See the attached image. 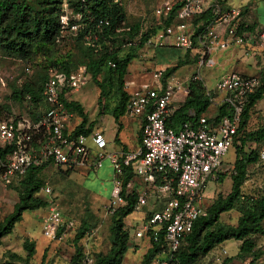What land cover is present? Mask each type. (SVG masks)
<instances>
[{"label": "built area", "instance_id": "built-area-1", "mask_svg": "<svg viewBox=\"0 0 264 264\" xmlns=\"http://www.w3.org/2000/svg\"><path fill=\"white\" fill-rule=\"evenodd\" d=\"M157 1L153 8L157 24L168 19L170 22L150 36L145 44L158 46L169 41L177 48H190L194 29L192 19L207 10L213 17L198 36L204 48L196 62L198 71L202 66L214 64L212 55L232 47L241 48L245 56L249 49L264 50V23L251 28L244 23L239 28L243 21L238 8L222 9L217 0ZM59 23L62 26L66 23L62 15ZM109 65L113 66V63L109 62ZM163 71H152L149 80L128 93L124 114L139 119L140 136L136 147L102 152L92 151L87 141L91 136L97 143L101 131L94 129L87 135L73 133L79 119L72 124L78 117L60 100L84 85L89 73L83 65L69 72L48 68L41 88V97L48 107L40 117L32 120L25 113L8 114L0 109V115H3L0 117V147L7 148L0 161V184L8 186L29 166L49 164L62 170L84 167L95 171L106 158L112 183L106 205L108 214L125 205L129 195L134 198V210L149 201L155 209L141 219L133 233L137 239L145 238L148 248H155L146 264H179L180 245L194 221L205 215V185L216 180L218 173L224 170L223 156L232 146L244 104L257 88L259 78L255 74L236 71L221 74L213 92L219 98V105H226L225 113L218 118L202 113L193 122L183 121L173 129L166 121L174 110V97L181 91L186 94V85L171 75L162 79ZM191 78L197 79V75ZM4 87L0 78V88ZM258 157L264 164V147ZM127 167L131 176L122 185L120 176ZM41 191L46 195L50 193L47 187L39 189ZM70 226L71 221L64 219L57 206L51 204L43 216L41 232L49 240L59 239ZM220 252L225 254L226 251L221 249ZM79 264H92V259L85 254Z\"/></svg>", "mask_w": 264, "mask_h": 264}, {"label": "rangeland", "instance_id": "rangeland-1", "mask_svg": "<svg viewBox=\"0 0 264 264\" xmlns=\"http://www.w3.org/2000/svg\"><path fill=\"white\" fill-rule=\"evenodd\" d=\"M46 0H25L27 10L30 13L38 12L45 7ZM50 1V0H49ZM57 13H62L64 21L63 28L59 31V36L51 43L34 45L29 55L25 59L9 58L1 52L2 42L0 41V78L5 83L4 88H0V103L9 100L8 95L10 88L21 83L30 84L32 87L39 85L40 77L43 75L45 67L51 64L65 65L71 69L81 64H87L88 60L93 58L95 53L90 52L85 44L84 39L78 37V31L84 27L82 17L75 14V4L77 0H54ZM236 2L238 0H232ZM248 0L245 8H238L241 20L245 24L255 25L264 23V0ZM124 14V25L139 22L141 30H147L157 26V20L153 17V8L157 4V0H118ZM220 7L225 9L230 7L219 1ZM243 9V10H242ZM257 15V18L255 16ZM68 22V23H67ZM74 24V25H70ZM193 25V23H192ZM194 28V27H193ZM193 34V31H192ZM191 34V35H192ZM117 36V44H123V38ZM87 39V38H86ZM173 45L169 41L161 45L144 44L140 50L141 60L149 59L150 61L157 58L156 50L170 49ZM100 46V45H99ZM122 45L120 47L121 55L130 47ZM116 47V46H115ZM204 50L202 44L198 40V36L191 38V47L183 49L182 56L171 58L170 55L164 56L165 65L161 69L172 66L178 59L185 57L184 64L177 67L171 76L186 85L189 78L197 75V79L204 87L205 93L210 95V103L205 110V115L214 114L218 103V96L215 95L216 79L223 73L228 71H236L244 74L258 75L264 69V50L258 48L249 49L248 56L243 54L241 48L232 47L221 53L212 55L214 64L211 67L202 66L198 71L197 60L200 51ZM162 55V54H161ZM171 58V59H170ZM159 59V58H157ZM132 65L138 63V59L131 61ZM130 63V64H131ZM27 68L28 71L25 70ZM154 66L147 68L146 71H154ZM106 70V67L102 68ZM132 67L128 72L127 78L135 80V72ZM133 71V72H132ZM132 74V75H131ZM101 75L99 79H101ZM149 77V76H147ZM147 79V78H146ZM141 81H144L142 79ZM139 83L140 81H135ZM113 79L102 82L101 92L99 93L96 85L92 82L91 77L67 96L69 100L78 102L83 111L92 116L95 124L101 129L100 140L95 143L93 138L88 137V145L92 149L102 152H113L124 146L127 150H133L137 144V126L136 117H127L122 114L115 121L110 114V109L115 105L118 99V92ZM122 88H124L122 86ZM131 88H125L130 91ZM100 94L99 105L97 104V96ZM184 92H179L174 97V105H178V98H183ZM213 98V99H212ZM12 99V98H11ZM212 99V100H211ZM249 118L243 134L253 131L264 122V93L260 100L248 111ZM3 115H0V117ZM89 119V117H88ZM135 119V120H134ZM78 121L74 118L72 124ZM99 129V130H100ZM116 137L117 141L114 140ZM263 141H247L243 144L245 151H258ZM234 152L232 146L228 148L223 156V179L208 181L204 188V206H208L212 200L219 194L224 196L230 187V170L233 161ZM245 179L240 186V192L245 197H257L264 195V165L256 161L249 164L246 168ZM109 162L106 158L102 160V167L95 171L88 170L84 167H78L70 172H63L57 168L46 167L40 177L43 180V186L50 190L49 194L43 191H37V197L41 198L45 204L36 210H25L21 214L19 221L13 224L10 232L0 238V260H8L15 264H69V258L73 254L76 247L80 251L85 252L91 257L96 254H104L111 242L109 234L110 214H108L106 205L110 198L111 177ZM40 188V189H41ZM21 187L17 183L11 186H2L0 184V221L12 210V205L17 201V195ZM55 204L60 210L64 219L71 221L70 229L59 239L49 240L43 236L41 232L42 219L47 214L48 207ZM243 205L240 199L235 203L234 207L229 211L220 213L218 223L220 225H235L239 216V210ZM150 207H140L126 215L122 221L128 231L127 248L122 255L119 264H141L142 256L146 249V239H137L133 236L134 229L141 223V219L148 213ZM264 226V218L261 221ZM84 230L83 235L74 241L73 237L78 228ZM61 231V230H60ZM254 242L253 253H258V257L253 261L254 264H264V234L251 235ZM31 245L33 253L26 258V250L23 248L24 243ZM239 241L228 239L225 240L204 255H199L196 259L197 264H248L253 253L238 252ZM225 249V254H221L220 250Z\"/></svg>", "mask_w": 264, "mask_h": 264}, {"label": "trees", "instance_id": "trees-1", "mask_svg": "<svg viewBox=\"0 0 264 264\" xmlns=\"http://www.w3.org/2000/svg\"><path fill=\"white\" fill-rule=\"evenodd\" d=\"M217 1H220L222 4L224 3V0ZM44 3L46 6L42 7L40 11L30 13L27 10L25 0H0V41L2 42L1 52L5 56L25 59L34 45L51 43L59 36V31L63 28L59 23V16L63 12L57 13L54 0H46ZM246 6L245 4L242 8ZM74 9L75 14H77L78 18L82 17L85 24L82 30L78 31V37L84 39V44L90 52L95 53L93 58L88 60L87 64L81 65L89 73L92 82L99 89V93L101 92L102 82L111 78L113 79L117 87L118 99L110 109V114L116 121L120 115L124 114V107L128 98V94L122 88L126 66L132 58L136 57L137 50L145 44L146 40L161 27L167 26L170 19L162 21L154 28L143 31L139 22L124 25L125 14L118 0H77ZM212 18L208 10L195 16L192 19L194 29L191 38L194 39L195 36H199L203 32L204 27L213 21ZM257 23L259 22L255 24ZM243 24L244 22H242L239 28ZM253 25L254 23L247 24L246 27L251 28ZM122 35H125L122 45L132 46L121 55L119 50L122 45L116 43V37H121ZM109 62L113 63V66H110ZM186 63L185 57L178 59L172 66L164 69L162 79H165L177 67ZM50 67L63 72H69L77 66L71 69L65 65L51 64L45 67L44 73L40 77L39 85L32 87L30 84L21 83L12 86L8 95L9 100L5 103H0L1 111L8 114L25 113L32 120L40 117L41 113L48 107L41 97V88L47 75V69ZM103 67H106V70H103ZM101 73V79H99ZM257 76L259 84L255 91L248 96L238 126L232 137L234 157L229 175V191L224 196L220 194L216 196L208 206H205V215L198 217L194 221L190 233L184 238V242L178 249L177 257L179 264H197L196 259L199 255L206 254L215 245L228 239L239 241L238 252L253 253L254 242L251 235L264 234V226L261 225V221L264 218V195L245 197L240 192V186L245 179L247 166L256 161L261 162L258 155L260 149L264 147L263 143L257 152L254 150H243V144L247 141L260 140L264 142V122L255 130L243 134L249 118V109L262 98L264 93V69ZM185 89V96L178 102V105L166 121V125L173 129H176L183 121L193 122L195 118L205 112L210 103V95L205 93L204 87L198 79L190 77ZM100 98V94H98V105ZM60 100L67 110L75 113L80 118V122L74 127L73 133L87 135L92 129L93 121H87L86 113L83 111L81 105L76 101L69 100L68 97H60ZM226 110L225 104L218 105L213 117L218 118L222 116ZM139 136L138 130V141ZM114 140L117 141L116 137H114ZM122 150H125L124 146H122ZM6 152L7 148L0 147V161L4 159ZM46 167L53 166L49 164L29 166L23 175L8 185L11 186L15 182L20 185L21 190L17 195V201L12 205V210L0 221V238L10 232L13 224L20 220L23 211H32L44 206L45 202L41 198H38L35 193L43 186L40 173ZM53 168H57L65 173L71 171L62 170L58 167ZM222 174L218 173L216 180L218 179L221 182L223 179ZM130 176L129 168H124L120 176L122 185H124ZM126 199L125 205L117 207L110 214L108 230L111 242L108 250L104 254H96L95 257H91V255L80 251L76 247L69 258V264H79L85 254L91 257L92 264L120 263L128 241V231L122 219L134 210L133 196L129 195ZM240 199L243 200V205L239 210L240 214L236 219L235 225H220L218 223L220 213L232 209ZM144 206L150 207L145 216H148L155 209V206L149 201L142 207ZM83 233L82 227L78 228L73 240L77 241ZM23 248L26 250V258H29L33 253L31 245L25 242ZM154 249V246L146 249L142 256L141 264L147 263ZM257 257L258 253H253L248 264H254L253 261ZM226 262L224 261L221 264H226ZM0 264L15 263L8 260H0Z\"/></svg>", "mask_w": 264, "mask_h": 264}, {"label": "crops", "instance_id": "crops-1", "mask_svg": "<svg viewBox=\"0 0 264 264\" xmlns=\"http://www.w3.org/2000/svg\"><path fill=\"white\" fill-rule=\"evenodd\" d=\"M248 0H238V1H236V2H233L232 0H224V4H226V5H228V6H230V7H232V8H236L237 6L238 7H240V6H243V5H245V3L247 2ZM255 6H256V0L254 1V10H255ZM255 12H256V10H255ZM255 18H257V15L255 16ZM256 22H258V20L256 21ZM170 46H173V45H170ZM143 49V46L140 48V49H138L137 50V52H136V57H134V58H132L131 60H130V62L128 63V65L126 66V70H125V73H124V75H123V90L128 94V93H130L131 91H133L135 88H136V86L137 85H139L140 83H142V82H144V81H146V80H149L150 79V75H149V73L151 72V71H146L147 70V68H151L152 66H154V68L153 69H155V70H157V69H161L164 65H165V61H164V56H166V55H170L171 56V58H176V57H178V56H182L183 55V53H184V51H183V49H180V48H177V47H175V46H173V47H170V49H168V50H164V49H157L156 50V56H157V58H159V59H154V60H152V61H150L149 59H146L145 61L144 60H141V59H139L140 58V50H142ZM162 54V55H161ZM170 58V59H171ZM133 59H138V63L136 64V65H132V63H131V61L133 60ZM131 63V64H130ZM186 64H189V63H186ZM185 64V65H186ZM132 67L134 68V72H135V74H133V76H135L134 78H135V80H133V79H129V78H127V76H129V75H127V73L128 72H131L130 70H132ZM132 71V72H133ZM132 75V74H131ZM147 76H149V77H147ZM147 78V79H146ZM142 79H144V81H141ZM140 81L139 83H136L135 81ZM131 88L130 89V91H126L125 90V88ZM98 89V88H97ZM98 91H99V89H98ZM174 103H176V102H173V106H174V108L176 107V105H174ZM203 114H205V113H203ZM215 114V113H214ZM214 114H209L208 116H214ZM77 116V115H76ZM86 116H87V121H93V125H92V129L91 130H94V129H100L99 127H98V125H96L95 124V120H93V118H92V116H89V115H87L86 114ZM205 116H207V115H205ZM78 117V116H77ZM88 117H89V119H88ZM78 119H79V122H80V118L78 117ZM135 120V119H134ZM136 122H137V126L139 125V119L138 118H136V120H135ZM100 131H101V129H100ZM138 131V130H137ZM136 136H137V133H136ZM137 144H138V140H137ZM136 144V145H137ZM91 148V147H90ZM122 148H120L119 150H121ZM91 150L92 151H97L96 149H92L91 148ZM125 150H127V148H125ZM101 167H102V165H101Z\"/></svg>", "mask_w": 264, "mask_h": 264}]
</instances>
